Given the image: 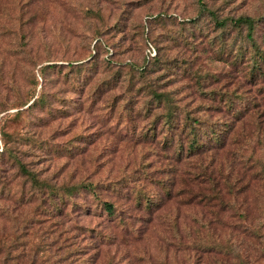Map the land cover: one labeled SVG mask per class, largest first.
<instances>
[{
  "label": "rangeland",
  "instance_id": "obj_1",
  "mask_svg": "<svg viewBox=\"0 0 264 264\" xmlns=\"http://www.w3.org/2000/svg\"><path fill=\"white\" fill-rule=\"evenodd\" d=\"M240 17L257 20L253 39L264 51V0H0V149L8 134L11 153L40 183L36 190L11 156L0 152V264H79L93 251L65 255L63 234L57 236L56 231V226L73 224L100 226L107 233L104 238L113 237L96 241L88 264H215L223 258L204 250L230 237L231 242L236 240L224 224L248 230V224L263 221L264 75L246 74L251 64L246 30L237 32L231 24ZM240 47L246 48L243 57L233 62ZM92 56L94 71L78 92L60 77L41 79L38 74L48 62L85 61ZM154 56L156 61L150 63ZM130 62L148 68L146 77L133 76L126 91L134 98L127 113L133 134L125 116L117 118L116 112L126 100L122 92ZM115 68L116 85L94 98V111L83 109V94ZM150 86L167 92L172 104L200 122L228 123L223 146L204 152L202 163L201 154H186L180 109L174 110L176 128L170 133L173 144L176 138L181 140L180 154L173 144L162 147L157 141L160 118L154 140L144 139L151 115L164 110L161 101L148 100L150 111L142 103L149 98ZM41 90L49 98L52 94L73 98V107L44 119L36 117L41 114L36 108L13 117L30 95ZM116 93L110 114L102 115ZM82 133L91 135L92 142L83 144L73 137ZM48 136L72 154L42 152L31 143ZM123 177L129 179L125 187L115 191L103 186L98 193L126 210L127 233L119 230L121 225L112 228L86 192L71 197L86 210L75 206L69 211L67 201L63 208L57 202L55 210L42 187ZM131 186L157 202L153 211L135 202ZM240 211L246 213V222ZM241 248L233 244L234 251Z\"/></svg>",
  "mask_w": 264,
  "mask_h": 264
},
{
  "label": "trees",
  "instance_id": "obj_2",
  "mask_svg": "<svg viewBox=\"0 0 264 264\" xmlns=\"http://www.w3.org/2000/svg\"><path fill=\"white\" fill-rule=\"evenodd\" d=\"M232 25H234V28H236L237 32L242 31V27L246 30L245 35V41L249 42L250 52H249V59L251 61V64L247 66L248 70L246 72L248 77L256 78V76L264 75V71L261 70L262 66H264V51H261L259 49V46L255 43L253 39V34L256 29V22L257 20L250 18V17H240L238 19H232L231 21ZM224 23L221 22L220 26H223ZM241 50L239 53L236 51L235 55H232L233 62L237 61L238 59H242L243 52L246 50L244 47L241 49V47L238 49ZM238 53V55H237ZM94 56L90 57L89 59L83 61H76V60H67L64 62H48L44 65H41L38 70V74L41 77V79H45L47 76H53L55 75V78L60 77L61 81L68 82L67 84L69 87L74 91L78 92L79 87L84 85L88 81V77L90 73L94 71V68H92L93 63H91V60H93ZM156 61L155 56L151 59L150 63ZM241 61V60H240ZM93 62V61H92ZM232 62V63H233ZM114 64L113 66H115ZM125 65V64H124ZM112 66V67H113ZM127 68L125 70L126 75V85H125V91L122 92L123 95H125L126 100H124L121 104L119 109H117V118L125 116L126 119H123L125 122V125H128V129H131V134L134 133V130L132 128V122L131 118L127 115L128 111L132 108H130V104L134 103L133 95L128 94L127 95V89H131L132 87V81L133 76L136 75L140 77L139 79L146 77L145 75L148 73V68L145 65H136L134 63H128L126 64ZM119 76V69L115 68L110 76H107L106 78L100 79L95 84H93L88 92H85L83 94V101L81 102L82 108L88 109L91 107L94 111L95 102L94 98L99 96L101 92L110 89L111 87L116 85V78ZM152 85V83H150ZM147 85L146 87H148ZM116 93L111 101L108 102V104L104 105V112H101L102 115L107 116L110 114L111 109L115 106V99H116ZM149 98L146 100H143L142 103L146 105L147 111H150V107L147 106V102L149 100V103L151 101H154L155 103L163 102L164 110L161 113H154L151 115V119L148 120L147 125L143 129V137L144 139L147 138L148 140H154V133H155V122L158 118L161 119V125L159 126L160 130V136L157 139V141L160 143L162 147H167L172 145L170 133H174L173 129L176 128V120L174 110L180 109L181 112V119L182 122L180 124V131H185V136L187 137L186 141V147H185V153H190V155L199 156L198 160L200 163L203 162V158L201 159V156H203V153L209 150H215L217 148H220L223 146V140L226 132L229 129L228 123L223 122L222 125L218 124L219 122H200L199 118L189 116V111H182L183 109L180 106H176L172 104L173 102L168 97L167 92L157 91L154 89L153 86H150L148 90ZM51 98L48 97L47 93L43 92L42 90L39 92V94H36V96L30 95L27 99V102H23L20 105V109L15 110V113L13 114V117L20 118L21 114L26 111V113H32L33 109L40 110L41 114H39V119H44L47 116L53 117L58 116L59 113H65L67 112L68 108L70 106L73 107V104H71L73 98H64L59 97L55 95H51ZM31 99V100H30ZM227 101H230L229 98H226ZM30 100V101H29ZM29 101V102H28ZM53 103H56L57 105H53ZM229 105V104H228ZM231 105V104H230ZM88 108V109H87ZM202 123V124H200ZM185 129V130H184ZM5 135V133H3ZM139 135V134H138ZM177 137V134H174ZM91 135L88 134H77L73 137H78L81 143L88 144L91 143L90 137ZM7 140L3 138L0 152H4L11 156V159L13 163L17 164L18 168L23 171L25 176H27V179L29 180L30 184L34 185V188L37 190V188L40 187V183H38L36 177L34 176V172H31L30 170L25 169L24 163L20 162L18 158L11 153V148L7 146L8 142L10 141V137L8 134H6ZM134 137H138L136 134ZM52 137L48 136L46 138H42L40 140H31V143L36 145V147L40 148L44 152L45 149H48L53 154L57 155L61 151H67L65 153L71 155L72 150L68 149L66 147H63L62 149V143H56L52 142ZM170 142V143H169ZM67 143L71 146V148H78L77 146L71 144L69 141ZM222 144V145H221ZM174 151L177 154L181 153V140L180 138H176V141L174 142ZM221 145V146H220ZM85 147H83L79 152H82ZM197 175V174H196ZM128 178H120L116 181H108V182H91L87 181L84 184V181L77 182L70 185H59L55 187L54 185L43 183L42 187L45 189L46 195L49 199V203H51L55 210H59V206H57V202L61 204V208L64 207V202L69 205V211L73 209L75 206H79L80 208L86 210L85 205H78L75 201L71 199V197L76 194L79 195L80 192H86L92 197V201L95 205H97L101 212L104 213L105 220L108 221L109 225L111 224L113 227L116 228V225H121L119 230L123 233H127L126 229H129V227L126 225V210L117 207L111 200L102 199L99 197L98 190L103 189V186H106L110 188V190H119L120 187H125L126 184L125 181H128ZM236 180H234L235 182ZM120 183L119 185H116V183ZM228 183V187L234 184ZM211 183V182H210ZM227 185V182H224ZM37 184V185H35ZM214 191L216 194H219V188L217 187L216 182L214 181ZM212 185V184H211ZM131 195L134 197V200L136 203H141V206L144 210L150 212L153 211L151 208L152 206H156L157 202L151 198V196H146L142 192V190L137 187H132ZM212 188V187H211ZM210 188V189H211ZM42 189V188H41ZM243 189V188H242ZM35 190V191H36ZM242 191V190H240ZM209 199V196H207V200ZM55 201V202H54ZM139 206V205H138ZM157 208V207H156ZM50 213V212H48ZM239 216L242 219L243 222L247 221V215L245 212L240 211ZM59 215H63V212L61 210ZM254 219V218H252ZM97 225V224H96ZM225 227L230 231L229 235L235 236L236 240L233 239V242H231L232 238L226 239L224 244H215L213 243L210 247L208 246L203 253L206 254H215L220 255L223 259L218 262L215 261V264H233L235 261L236 264H264V229H261L264 227V219L262 222L257 224V226H251L248 224L249 228L247 229V226H243L241 229L237 230L234 226L229 229L227 224H224ZM57 236L58 234L62 233L63 238L61 239L64 248H65V255H80L82 251L86 249H91L93 252H90L88 254H85L81 258V262L79 264H88L90 261H92L95 251L97 250V243L96 241L100 239L109 240L113 237H106L103 236L107 235V233L103 230H101L100 226H97L95 228L93 227H87V226H81L78 224H73V226H56ZM55 231V232H56ZM57 236L55 234L53 241L56 242ZM120 239V238H119ZM118 239V240H119ZM123 243V242H122ZM257 246V250H255L254 246ZM233 244H237V247L241 248V250H235L233 249ZM247 247L250 248V251H253L252 255L247 254ZM217 249V250H214ZM251 251V252H252ZM229 253H234L233 255H230ZM212 255V254H211ZM228 259L231 260V263L228 262ZM248 259V260H247ZM250 259V261H249ZM237 260V262H236Z\"/></svg>",
  "mask_w": 264,
  "mask_h": 264
}]
</instances>
